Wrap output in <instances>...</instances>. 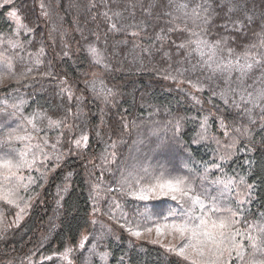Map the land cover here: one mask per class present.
Here are the masks:
<instances>
[{
    "label": "trees",
    "instance_id": "obj_1",
    "mask_svg": "<svg viewBox=\"0 0 264 264\" xmlns=\"http://www.w3.org/2000/svg\"><path fill=\"white\" fill-rule=\"evenodd\" d=\"M242 2L227 13L217 0H15L31 32H17L11 6L0 7V139L40 146L13 181L16 203L0 199V264H176L164 244L127 231L187 208L129 195L136 149H157L167 164L149 168L187 174L195 189L249 192L250 222L264 216V69L213 72L195 44L179 47L221 41L225 61L259 58L264 0Z\"/></svg>",
    "mask_w": 264,
    "mask_h": 264
},
{
    "label": "snow or ice",
    "instance_id": "obj_2",
    "mask_svg": "<svg viewBox=\"0 0 264 264\" xmlns=\"http://www.w3.org/2000/svg\"><path fill=\"white\" fill-rule=\"evenodd\" d=\"M5 6H11L8 17L15 22L17 32L20 30L32 31L27 24L22 22L23 17L20 9L15 6V0H3L0 7ZM40 6L41 8L44 7L43 4ZM217 6L221 8V11L227 9V13L247 9V4L242 0H226L223 5L220 4V0H217ZM180 7L186 8L187 5L181 4ZM194 14L199 15L198 12H194ZM246 19L250 20L251 18L246 17ZM205 22H207L206 17ZM112 27L115 29L116 25L113 24ZM262 33H264V29H262ZM132 35H137V33ZM193 35L199 36L198 33H193ZM192 44L196 45L193 51L198 52L202 58L206 57L203 63L213 72L230 74L233 71H239L241 78H243L256 68L264 69V53L259 54V58H257V55L246 51L243 54L245 62L241 64L240 56H237L235 60L228 59L225 61L223 57L218 55L217 50L220 48L221 41L209 44L207 41L198 38L194 41L188 40L179 47L188 48ZM12 47H16V45L12 44ZM256 47L255 44L250 45V48ZM260 47L264 48V39L260 40ZM91 52L93 55H98L95 48L91 49ZM233 52L234 50L229 48L227 50L228 56L231 57ZM69 95L71 94L69 93ZM261 95L264 97V92ZM61 123V120H49L50 127H59ZM33 126L35 127V125ZM124 127L127 128L128 126L124 125ZM29 139L31 137L13 133L0 139V199L12 204L16 203L13 199L16 191L13 181L22 183L24 177L19 174L21 169L31 168L36 163L33 149L40 148L38 144L26 145L24 149L15 146L16 142ZM87 140L88 137L84 135L76 143L77 145L86 144ZM30 153L32 154L31 160L28 159ZM111 155L115 156V153ZM140 172L142 175L133 177L138 190L131 191L129 195L144 201L171 197L172 200L187 204V208H182L179 211L170 210L163 217V224L151 221V227L141 228L139 225L129 227L127 231L132 236L148 238L155 232L157 237L164 236L167 238L170 236L172 241H179V243L170 242L163 245L168 252L179 258L176 264H233V260L238 261L239 264H264V223H248L244 220L239 207L236 211L230 208L223 209L219 207L217 197L208 193L195 194V187L188 177L173 176L163 166L151 171L149 168H141ZM129 176H132V173H129ZM145 176H150L151 182L141 185ZM220 183L224 185L225 189H228L232 181H220ZM222 195L223 193H221ZM242 222L246 225L244 230L240 228ZM253 231L257 234L252 235ZM151 242L162 243L160 239H154ZM80 247H83V240ZM249 249H251L252 255L246 260ZM71 251V248L65 250L62 254L65 259H68V254ZM258 256L262 258H257Z\"/></svg>",
    "mask_w": 264,
    "mask_h": 264
},
{
    "label": "rangeland",
    "instance_id": "obj_3",
    "mask_svg": "<svg viewBox=\"0 0 264 264\" xmlns=\"http://www.w3.org/2000/svg\"><path fill=\"white\" fill-rule=\"evenodd\" d=\"M3 76H4L3 73L2 74L0 73V82H2L4 80ZM134 151H135V155H134V157H132L133 161L131 163H129V166L130 167L132 166L133 168H131L130 171L128 170V172L132 173V178L134 176H137L138 174L139 175L142 174L140 172L141 168H149L150 165H152L151 167H153V166L156 167L157 165H162V164H164L166 166V164H167L166 158H163L165 156L161 153L157 154L156 153L157 149H155V148L150 149V151L149 150H138V149H136ZM147 153H148V155H145ZM149 163H150V165H149ZM198 166H201V164H198ZM149 170L151 171L150 168H149ZM185 177H187V174H185ZM220 179L222 181H225V182L228 180L232 181V184L229 186L228 190H231L230 187L232 188V186H234L233 185L234 180L231 177L223 175ZM150 182H151V177L145 176V178L141 181V185H144V184H147ZM192 184H193V182H192ZM198 189L197 188L195 189V194L203 195L204 193H208L213 197H217L219 207H221L223 209H229L232 206L236 209H232V208H230V209H232L233 211H236L237 208L239 207L241 209V214H242L244 220H246V221L249 220V223H264V219H262L263 215L261 217H259L260 219L258 221H253V222L251 221L250 222L251 219L249 217V212L247 211L250 208V201L246 198V196L248 195L249 192L247 193L245 191H240L238 189H234L233 191H226L225 193H223L222 188L220 186L217 187V194L207 192V191L203 192L202 189H199V190ZM221 193H223L222 196H221ZM160 223L163 224L164 220H161ZM241 224H243L242 226H240L242 228L241 230H244L246 225L243 222ZM256 234L257 233L255 231L252 232V235H256ZM148 238H151L153 240L154 239H160L162 241V244H167L170 242L179 243V241H172L170 236L167 238H165L164 236L157 237L155 232H153L152 235ZM250 253H251V249H250ZM257 258H262V257L258 256Z\"/></svg>",
    "mask_w": 264,
    "mask_h": 264
}]
</instances>
